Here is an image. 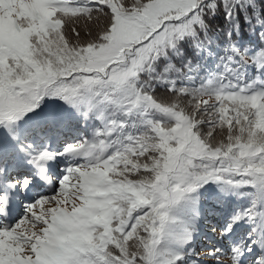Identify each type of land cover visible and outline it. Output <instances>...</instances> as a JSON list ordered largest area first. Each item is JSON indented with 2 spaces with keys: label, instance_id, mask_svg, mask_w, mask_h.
<instances>
[{
  "label": "snow or ice",
  "instance_id": "snow-or-ice-1",
  "mask_svg": "<svg viewBox=\"0 0 264 264\" xmlns=\"http://www.w3.org/2000/svg\"><path fill=\"white\" fill-rule=\"evenodd\" d=\"M0 264H264V0H0Z\"/></svg>",
  "mask_w": 264,
  "mask_h": 264
}]
</instances>
